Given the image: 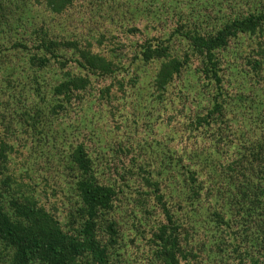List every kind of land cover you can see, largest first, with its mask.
Returning a JSON list of instances; mask_svg holds the SVG:
<instances>
[{"label": "rangeland", "instance_id": "obj_1", "mask_svg": "<svg viewBox=\"0 0 264 264\" xmlns=\"http://www.w3.org/2000/svg\"><path fill=\"white\" fill-rule=\"evenodd\" d=\"M12 3L13 17L0 22V151L5 155L0 159V202L7 214L13 215L10 198L27 196L51 212L64 230L77 226L71 212L79 200L67 159L83 143L99 180L112 184L115 191L113 209L106 215L117 224L111 264H159L151 237L165 218L142 176L157 182L166 206L188 230L180 231L184 239L180 246L194 256L182 264H216L210 244L217 235L224 238L232 230L235 234L224 240L233 242L222 245L229 253L225 264H264L256 252L254 257L245 254L250 243L234 222L229 228L221 224L220 231L208 210L201 213L202 225H190L183 218L188 209L185 167L195 171V184L202 186V207L207 202V209L214 206L212 195L219 188L234 189L230 180L247 185L256 183L260 174L256 173L260 163L246 164L240 152L250 159L245 147L257 139L264 141V23L254 32L237 31L217 52L223 96L230 98L228 121L221 129L196 122L212 107L215 90L201 74L198 56L189 57L160 98L152 92L160 60L139 59L145 46L167 40L171 43L164 44L180 56L186 50L190 53L183 33L212 35L231 18L264 13V0H72L61 13L49 10L42 0ZM33 28H42L56 41L87 45L115 64L109 76L90 75L82 100L59 112L55 120L34 91L38 73L28 61L32 49L16 48ZM68 69L85 73L74 63L62 70ZM56 70L52 76V72L44 74L48 83H57L65 74ZM37 108L41 112H35ZM47 114L52 118L49 122ZM6 176L11 178L9 186L1 182ZM260 197L264 200V191ZM243 213L244 220L256 217L250 208ZM227 216L223 212L224 220ZM202 217L197 215L194 221ZM106 223L99 221L101 239L108 238ZM9 254L0 245V264H10Z\"/></svg>", "mask_w": 264, "mask_h": 264}, {"label": "trees", "instance_id": "obj_2", "mask_svg": "<svg viewBox=\"0 0 264 264\" xmlns=\"http://www.w3.org/2000/svg\"><path fill=\"white\" fill-rule=\"evenodd\" d=\"M4 1H6L5 4L0 0L1 24L12 18L14 12L13 0ZM42 1L54 13H61L72 3V0ZM179 15L184 14L179 12ZM263 23L264 13L259 15L251 13L241 18H231L225 26L212 35L185 32L182 35L188 41L190 53L186 50L182 56L174 52L170 44H164V42L171 43L170 40L159 42L155 46L148 44L140 52V61L147 63L160 60L161 62L153 80L152 92L154 91L157 94L156 97L160 98V93L165 90L173 76L180 73L189 57L198 56L202 63L200 72L210 85L212 83L215 85V90L212 95L213 99H211L212 107L207 108L204 115L198 116L196 122L199 125H208L207 127L211 129L214 126H217L216 129L218 127L221 129L222 124L228 121L230 109L228 100L230 98L223 96L225 92L222 77L219 76L217 52L227 45L228 39L237 31L254 32ZM193 28L190 30L193 31ZM16 48L20 51L32 49L28 61L38 73L34 81L36 85L34 91L44 102L46 112L53 115L51 116L53 119L59 112H66L74 101L82 100V92L91 84L90 75L106 77L111 75L115 69V64L111 59L92 52L87 45L79 44L75 40H53L42 28H33L30 35L22 42H18ZM71 63L77 65L85 73H73L70 69L64 72L62 69ZM255 65L256 60L253 61V67ZM56 69L65 74L57 83H48L44 74L48 71V73L52 72L50 74L52 76L57 71ZM104 92L107 91L101 90L100 93L104 94ZM219 97H222L221 100L218 99ZM35 112H41V108H37ZM48 114L46 120L49 122L52 118ZM258 140L252 141L245 147L250 159L240 152L241 159H247L246 164L260 163L262 168L256 172L260 173L256 183L250 181L247 185H243L230 180L229 182L234 183V189L230 186L222 190L219 188L216 194L212 195L215 198L214 206L208 209L207 202L205 208L202 207L200 200L202 186L195 184V171L186 170L187 167H185L184 170L188 174L186 188L188 193L184 201L188 209L186 217L183 218L190 225L193 223L195 226L202 225L201 213L208 210V215L213 218L212 221L216 223L220 231H223L221 224L229 228L234 222L239 233H245V242L250 243L251 248L248 247L249 252L245 254L254 257L256 252L258 257L264 258V217L261 216L259 207L260 202L264 206V200L260 197L264 191V141ZM0 159H5L1 151ZM67 161L69 171L74 174L73 186L79 200L78 206L73 213L71 212V217L78 225L73 226L71 230H64L51 212L27 196L10 198L12 217L7 214L0 202V245L10 253V264H111L110 249L117 243L118 237L116 221L106 216L113 209L115 197L113 185L99 180L94 169V160L83 143L75 146L68 155ZM161 163L162 161L159 164ZM165 164L167 165L168 161ZM142 179L152 187L165 218L164 222H161L152 233L154 257L159 264H182V261H188V258L194 256V252L184 250L180 246L183 239L180 231L188 232V230L182 226L184 224H181V218L176 217L166 206L163 194L158 190L157 182L151 180L150 177L142 176ZM1 182L9 186L11 178L6 176ZM249 208L255 210L256 217L244 220L243 211ZM223 212L228 215L225 220ZM197 215L202 217L201 221H194ZM102 219L107 222V239H101L98 236L97 229ZM233 231H230L229 235L235 234H232ZM226 237L217 235L210 244V247L214 246L212 258H210L215 259L216 264L220 261H224L223 264H225L229 255L222 245H228L229 242L231 245L233 240H227L225 243ZM257 237L260 241L254 242ZM201 242L202 245L205 244L204 240ZM231 249L233 250L232 247ZM232 250L231 252L239 254L237 250ZM218 251L221 253L215 254Z\"/></svg>", "mask_w": 264, "mask_h": 264}]
</instances>
